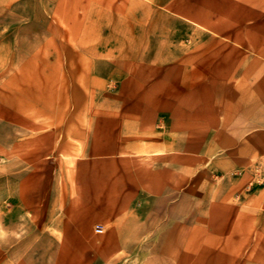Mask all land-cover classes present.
<instances>
[{"label":"crops","instance_id":"0c3cea01","mask_svg":"<svg viewBox=\"0 0 264 264\" xmlns=\"http://www.w3.org/2000/svg\"><path fill=\"white\" fill-rule=\"evenodd\" d=\"M0 1V72L12 64L0 84V110L8 125L43 127V158L52 147L55 160L67 158L75 167L86 151L89 159L128 155L123 159L134 164L141 191L163 196L188 191L193 160L225 176L264 159V0H151L146 13H139L145 0H134L135 31L140 32L136 54L116 61L95 34L116 30L122 38L129 28L123 23L97 28L92 16L102 8L110 11L117 0H89L87 9H31ZM160 33L168 38L161 39ZM147 46L158 48L150 59ZM161 64L167 66H159L160 76H155L153 67ZM33 78L43 79V97H48L43 103L33 102L31 91L16 90L18 84L30 89ZM112 79L125 95L120 119H79L82 105L75 96L95 95L101 86L105 95ZM99 137L104 140L101 154L90 146ZM67 170L66 175L75 174ZM157 200L136 204L143 209L136 216L158 228L166 217L176 220L158 239L164 242L182 232L174 256L186 254L191 250L185 244L191 238L190 198L172 203L168 216L154 210L165 206ZM132 207L124 200L104 203L115 226L109 236L119 246L134 231L127 225L138 223L128 219ZM166 246L158 244L159 249Z\"/></svg>","mask_w":264,"mask_h":264},{"label":"rangeland","instance_id":"374dc122","mask_svg":"<svg viewBox=\"0 0 264 264\" xmlns=\"http://www.w3.org/2000/svg\"><path fill=\"white\" fill-rule=\"evenodd\" d=\"M89 2L11 1L14 7L31 9H85ZM115 2L110 11L102 8L92 16L99 25L97 28L119 27L121 23L129 28L122 32V38L121 32L116 30L95 34L97 42L108 44L107 51L114 61L135 56L136 39L140 35L135 31V1ZM151 2L145 0L144 9L140 6L139 13L141 10L146 13ZM84 17L87 18L82 15L78 18ZM160 34H164L161 39L168 38L167 33ZM177 34L183 35L181 31ZM166 50L161 49V52ZM157 51L158 48L147 46L145 56L150 59ZM11 66L7 64L1 69L0 84L5 83L2 77ZM111 66L116 69L118 65L112 63ZM159 66L167 65L152 66L155 76H160ZM149 71H152L151 65ZM95 81L98 88L99 81ZM119 85L118 80L112 79L107 83L105 95L101 86V91L96 90L95 95L75 96V101L82 105L78 118L120 119L119 110L125 95H121ZM17 87L16 90L26 93L31 91L33 102L43 103V98H48L43 97V79L33 78L32 89H23L19 84ZM7 119L0 110V264H264V159L256 160L250 170L225 176L213 171L209 163L205 166L193 160L190 183L186 185L188 191H173L163 196L162 192L141 191L134 164L123 159L129 158L128 155H99L89 159L86 151L75 167L76 162L67 158L55 160L51 145L48 156L43 158V127L23 122L16 125L12 122V126ZM103 143L99 137L90 146H95L101 154ZM70 167L74 175L65 174ZM185 195L192 205L191 238L185 243L191 250L174 256L177 244L183 241V233L172 235L173 239L164 237V242H160L158 235L160 237L176 220L161 218L159 228L144 225L141 222L145 217L136 216L143 209L135 205L145 199H158L165 206L154 210L167 212L161 215L168 216L171 204ZM110 200L131 202L134 207L128 209L132 213L128 219L138 221L127 225L128 231H134L120 246L116 238L109 236L115 226L105 214L104 203ZM98 225L103 228L101 234L95 232ZM155 227L157 230L153 231ZM159 243L167 244L170 249H159ZM73 253L80 254L78 259Z\"/></svg>","mask_w":264,"mask_h":264},{"label":"built area","instance_id":"2783aa9c","mask_svg":"<svg viewBox=\"0 0 264 264\" xmlns=\"http://www.w3.org/2000/svg\"><path fill=\"white\" fill-rule=\"evenodd\" d=\"M95 232L98 233V234H101L103 232V228L102 226L98 225L95 227Z\"/></svg>","mask_w":264,"mask_h":264}]
</instances>
